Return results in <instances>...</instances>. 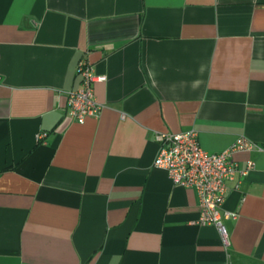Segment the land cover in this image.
<instances>
[{
	"label": "crops",
	"instance_id": "crops-1",
	"mask_svg": "<svg viewBox=\"0 0 264 264\" xmlns=\"http://www.w3.org/2000/svg\"><path fill=\"white\" fill-rule=\"evenodd\" d=\"M80 61L104 107L58 128ZM190 129L261 148L234 154L226 248L153 166ZM0 264H264V0H0Z\"/></svg>",
	"mask_w": 264,
	"mask_h": 264
},
{
	"label": "built area",
	"instance_id": "built-area-1",
	"mask_svg": "<svg viewBox=\"0 0 264 264\" xmlns=\"http://www.w3.org/2000/svg\"><path fill=\"white\" fill-rule=\"evenodd\" d=\"M79 87L66 92L64 114L58 128L72 122L83 123L87 117H99L104 105L93 95L92 84L104 80L92 66L80 61L77 66ZM46 136V132L36 134V141ZM159 150L153 166L164 170L169 179L180 186L194 189L197 196L198 224L212 225L218 231L224 248L229 245L224 219L235 220L238 213L223 208L227 193L226 182L236 175L245 177L253 167L248 161L244 168L234 159L238 152H249L261 148L245 137L236 138L225 150L208 153L199 145L194 129L178 134H156ZM239 182L235 188H238Z\"/></svg>",
	"mask_w": 264,
	"mask_h": 264
}]
</instances>
